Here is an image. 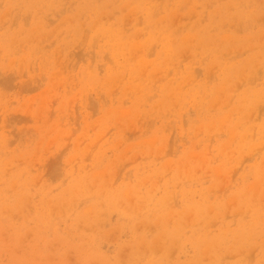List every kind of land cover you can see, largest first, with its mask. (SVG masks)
I'll return each instance as SVG.
<instances>
[{
    "label": "rangeland",
    "instance_id": "1",
    "mask_svg": "<svg viewBox=\"0 0 264 264\" xmlns=\"http://www.w3.org/2000/svg\"><path fill=\"white\" fill-rule=\"evenodd\" d=\"M0 264H264V0H0Z\"/></svg>",
    "mask_w": 264,
    "mask_h": 264
}]
</instances>
